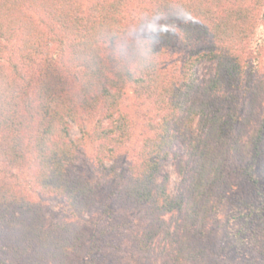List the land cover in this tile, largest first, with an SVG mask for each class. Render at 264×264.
Masks as SVG:
<instances>
[{"label": "trees", "instance_id": "trees-1", "mask_svg": "<svg viewBox=\"0 0 264 264\" xmlns=\"http://www.w3.org/2000/svg\"><path fill=\"white\" fill-rule=\"evenodd\" d=\"M132 1L0 0V264H74L82 251L97 259L92 234L70 221L47 224L15 171L28 169L39 191L59 196L76 212L94 211L98 190L76 174V156L93 118L91 135L103 154L113 156L127 140L121 101L129 85L160 110L118 191L119 201L147 205L154 215L138 249L166 253L169 264H183L192 252L188 234L213 219L204 187L218 181L219 159L224 164L240 152L245 130L231 111L232 99L222 106L223 91L249 89L240 79L244 65L226 50L246 49L264 19V6L247 9L243 0H136L130 31ZM203 36L211 43L195 46ZM173 42L187 49L177 74L162 65ZM201 63L210 65L202 81L196 72ZM73 125L79 136H72ZM179 145L189 151L193 172L177 162L180 184L173 195L162 167ZM247 179L258 186L252 173ZM165 215L174 228L164 229L168 250L153 243L154 227L166 225Z\"/></svg>", "mask_w": 264, "mask_h": 264}, {"label": "rangeland", "instance_id": "rangeland-1", "mask_svg": "<svg viewBox=\"0 0 264 264\" xmlns=\"http://www.w3.org/2000/svg\"><path fill=\"white\" fill-rule=\"evenodd\" d=\"M258 3L264 6V0H243L247 9L258 6ZM136 13L137 4L133 0L129 14L133 19L130 18L128 24L130 31L134 28ZM260 23L255 37L247 41L245 50H239L237 45L226 50L233 55L235 63L244 65V76L240 79L249 88L244 92L238 88L223 91L222 106L229 105L232 99L235 109L231 111H235L240 117L239 121L244 123L245 130L240 135L242 147L236 156L230 157L224 164L219 159V154L217 155L216 159L219 160L214 176L218 181L212 182L210 187L209 184L204 187L212 203L210 209L213 219L206 220L205 225L202 223L188 234L187 247H192V252L187 256L188 261L183 264H264V19ZM210 43L211 39L203 36L195 46L206 47ZM186 53L187 49L181 42H173L167 47L162 65L170 67V74H177ZM209 68L208 63L197 66L199 80L206 78ZM228 92L234 94L228 96ZM237 93L238 97L233 99L232 95ZM121 109L128 122V137L116 147L113 156L100 152L98 141L91 135L95 118L86 122L85 129L88 133L84 135V143L76 156V174L88 179L98 190L99 201L91 213H78L66 206L59 196L39 191L25 167L15 169V172L21 185L42 208L47 224L70 221L83 225L88 230V235L92 234V240L96 241L94 245L99 249L93 250L97 259L82 251L77 254L74 264H148L147 261L169 264L166 253L163 254L164 257L160 256L159 251L149 255L137 247L138 238L143 232L146 233L150 227V219L154 216L149 214L151 211L148 206L130 205L118 200L125 169L136 160L142 139L152 132L149 129L150 121L158 120L160 110L157 111L150 98L130 85L124 88ZM71 134L73 137L80 135L75 125L72 126ZM108 147L112 148L109 142L107 149ZM188 152L181 145L172 148L169 160L162 167V174L168 176V189L173 195L178 192L180 184L177 162L185 165L184 171L193 172ZM102 167L107 168V172L101 170ZM251 173L258 179V186L247 179V175ZM187 211L189 209L185 212ZM163 218L166 225L154 227L156 232L153 243L168 250L169 237L164 229L173 231L174 228L170 225L173 219L167 215Z\"/></svg>", "mask_w": 264, "mask_h": 264}]
</instances>
